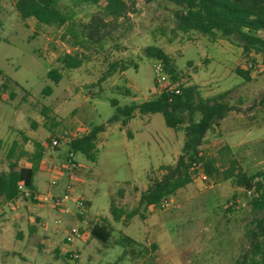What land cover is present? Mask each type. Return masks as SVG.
<instances>
[{"label":"rangeland","instance_id":"1","mask_svg":"<svg viewBox=\"0 0 264 264\" xmlns=\"http://www.w3.org/2000/svg\"><path fill=\"white\" fill-rule=\"evenodd\" d=\"M14 2L4 0L0 22V86L4 76H9L21 87L15 88L13 100L8 92L0 102V139L6 146L17 141L33 151L36 142L47 144L52 135L80 124H105L106 129L99 135L96 161L76 155L84 188L78 190L77 186L75 194L88 202L82 239L72 244L64 240L72 223L77 224L73 215L67 220L58 214L42 218L39 211L25 209L20 229L6 218V212H0V264H73L66 255L74 248L82 253L85 264H235L248 248L246 231L254 213L249 191L247 194L244 188L224 180L222 173L231 167V160L237 161L236 172L241 168L248 174L264 170L263 56L243 51L236 62L239 48L227 39L174 31L176 7L165 0H138L136 12L120 20L112 38L103 47L88 50L74 45L66 27L39 24L34 18L21 20ZM104 4L60 0L59 6L76 22H88L94 14L103 13ZM224 42L227 46L220 45ZM152 45L173 58L179 82L197 86L203 97L232 90L231 103L236 108L208 132L200 148L206 157H219L221 174L209 176V181L194 178L173 196L172 206L142 211V217L130 213L138 207L141 193L163 177V166L177 163L183 153L184 132L168 127L161 113L136 111L127 124L123 117L109 120L117 110L112 100L125 108L158 94L156 59L145 53ZM65 53H83L87 58L80 68L62 72V80L55 83L48 72L59 66L57 59ZM116 61L129 68L99 82ZM237 67L251 70V80L239 76ZM48 87L49 94L45 92ZM226 146L231 151L220 155ZM67 152V147L49 146L45 156L48 166L55 161L61 167ZM7 169L2 155L0 170ZM51 177L47 171L36 174L38 191L46 193L53 188ZM122 188L125 191L120 193ZM112 198L122 215L118 219L111 212ZM56 219L61 222L55 223ZM44 221L47 227L42 226ZM96 222L111 226L112 237L107 243L91 236ZM56 227L60 236L51 235L50 240L48 231Z\"/></svg>","mask_w":264,"mask_h":264},{"label":"trees","instance_id":"2","mask_svg":"<svg viewBox=\"0 0 264 264\" xmlns=\"http://www.w3.org/2000/svg\"><path fill=\"white\" fill-rule=\"evenodd\" d=\"M80 1L94 4L104 2L103 13L94 14L88 22H76L72 15L60 8V0H15L14 6L19 18L23 21L34 18L39 24L58 28L66 27V32L74 39V45L77 48L81 47L82 50H88L94 47H103L105 42L112 38L113 32L119 28L120 20L127 18L130 13L136 12L138 0ZM165 1L176 7L174 31L198 32L210 36L213 40L221 36L232 44L243 48L245 54L255 51L264 58V0ZM4 13V0H0V22ZM1 33L0 23V41ZM36 52L37 50L34 51V53ZM145 53L150 58L162 60L172 80L181 81L173 65V58L163 48L152 45L145 49ZM86 58L83 53H65L58 57L59 66L52 67L48 72V77L55 83H59L63 78L62 72L80 68ZM126 64L118 61L112 63L99 82L114 75L120 69L122 72L125 71L129 68ZM235 72L246 81H250L252 78L249 69L237 67ZM0 73L3 72L0 70ZM16 87H21L18 81L4 76L0 86V102L4 101L8 92H10V99L13 100L16 96ZM45 92L49 94L51 87H48ZM231 101L232 90L211 97H203L198 87L188 82H181L180 94L176 95L167 91L158 93L140 104H133L125 108L118 107L117 101L112 100L117 110L109 122L119 121L123 117V124H127L136 111L141 114L161 113L168 127L175 131H183L185 135L183 153L177 163L163 166L166 171L163 177L155 179L148 189L141 193L138 207L130 215L141 214L144 217L142 211L150 212L152 207L159 204L164 198L174 196L181 188L191 184L193 182L191 165L194 160L199 159L204 162L205 171L210 177L221 174L220 168L217 166L219 157H206L201 153L200 148L204 144L208 132L215 125H219L229 112L236 108ZM262 101L264 102V95ZM105 129V124H91L88 134L69 143L68 151H74L76 154L84 155L90 161H96L99 135ZM55 135L49 138L47 144L36 142L33 151L27 150L17 141L6 146L0 139V157L4 155L8 163L7 170H0V204L17 198L20 193L19 185L22 182L31 191L38 190L34 179L36 174L41 171L47 148ZM4 149L6 151L2 154ZM225 150L231 151L230 147L226 146L220 151V155H225ZM22 160H26L30 165H22ZM236 164V160H231V167L222 173V178L244 188L247 194L248 191H251L249 204L254 217L251 226L246 231L249 240L248 248L236 259L235 264H264V170L248 174L241 168L239 172H236ZM134 189L139 190L138 187ZM123 191L125 189L122 188L120 193ZM86 203L88 205V202ZM111 212L117 219L122 217L116 206L115 198H112ZM90 233L93 238L103 243H107L112 237L111 226L107 223H94ZM66 256L71 260L70 253H67Z\"/></svg>","mask_w":264,"mask_h":264},{"label":"built area","instance_id":"3","mask_svg":"<svg viewBox=\"0 0 264 264\" xmlns=\"http://www.w3.org/2000/svg\"><path fill=\"white\" fill-rule=\"evenodd\" d=\"M252 64L250 65V67ZM247 69V67H245ZM154 75H155V90L158 93L170 92L174 94L181 93V82L172 80L170 74L167 72L165 68V64L162 60L156 59L154 64ZM90 131V127L80 124L77 128H68L64 129L62 132L56 134L52 140L50 147L52 148H60L67 147L69 143L72 141L82 138ZM76 153L74 151H68L65 161L61 167H54L52 170L54 171V175L51 178V186L55 187L59 184L60 179L67 175L69 180L66 184L63 192L55 193L52 191H48L46 193H42L40 191H31L28 189L25 184L22 182L19 185L20 193L19 196L7 203V206L11 209L18 208L20 201L25 200L31 203L33 206H41V207H49L56 212H60L62 214V218L64 219L68 215H73L77 217V224H73L64 240L68 244H72L77 240L82 239L84 236L85 227L87 226V201L76 195V183L80 181L81 176L79 174L80 164L76 159ZM191 172L193 179L198 177L203 181H209L210 177L205 171L204 162L197 159L192 162ZM251 194V191H249ZM71 204L74 205V209ZM174 204L173 196L164 198L159 204L154 205L152 209L165 210ZM61 218V217H60ZM61 222V219H56L55 223ZM43 227H47V222H42ZM91 230V229H90ZM68 253H70L71 260L74 264H85L84 257L82 253L78 249H72Z\"/></svg>","mask_w":264,"mask_h":264},{"label":"crops","instance_id":"4","mask_svg":"<svg viewBox=\"0 0 264 264\" xmlns=\"http://www.w3.org/2000/svg\"><path fill=\"white\" fill-rule=\"evenodd\" d=\"M216 44H218L219 45V43H217V42H215ZM225 44V46H227L226 44H228V42L226 43V42H224V43H220V45H224ZM230 44V43H229ZM232 45V44H231ZM231 45H229V46H231ZM238 47V46H237ZM239 48V53H240V55H239V57H236V62H238V60L240 59V57H241V55H242V53H243V48H241V47H238ZM47 159L46 158H44V160H43V162H42V167H41V171H47V172H50L51 174H52V177H53V175H54V171L53 170H51V169H53V168H49V167H51V166H54V167H56V163H55V161H50V162H52V163H49V165L50 166H48V164H47ZM22 165H26V166H29L30 165V163L29 162H27L26 161V163L25 164H22ZM51 177V178H52ZM68 180H69V177L67 176V175H64L61 179H60V181H59V184L57 185V186H55V187H53V188H51L49 191H52V192H55V193H59V192H63V190L65 189V187H66V184H67V182H68ZM80 181H81V179H80ZM80 181H78L79 183H76V188H77V186H78V190H82L83 188H84V185H82L81 183H82V181L80 182ZM38 189V188H37ZM82 194V193H81ZM21 203H19V206H18V208H15V209H10L8 206H7V203H5V205H3V206H0V212H6L7 214H6V218H8V220L9 221H13V223L17 226V227H20L19 225H21L22 223H23V219H24V216H25V209H27V211H39V214L42 216V218L44 217V218H49V217H51V216H54V215H59V214H62V213H60V212H56V211H53L51 208H49V207H41V206H33L31 203H29V202H27V201H25V200H22V201H20ZM67 216H66V220H67ZM69 219V218H68ZM71 219V218H70ZM71 221L73 222L74 220L73 219H71ZM71 222V223H72ZM75 222V221H74ZM72 224H74V223H72ZM20 229H21V227H20ZM49 233L48 234H50V240H52V238H51V235L52 236H54V237H58V236H60V234H59V229H58V227H56V228H51L49 231H48ZM60 240V239H59ZM82 242L83 243H85L84 242V240H82Z\"/></svg>","mask_w":264,"mask_h":264}]
</instances>
